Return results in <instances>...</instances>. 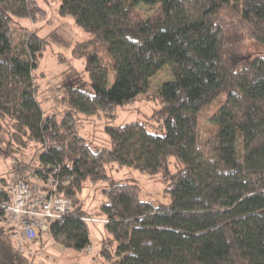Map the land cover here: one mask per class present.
Instances as JSON below:
<instances>
[{"label": "trees", "instance_id": "obj_1", "mask_svg": "<svg viewBox=\"0 0 264 264\" xmlns=\"http://www.w3.org/2000/svg\"><path fill=\"white\" fill-rule=\"evenodd\" d=\"M139 4L156 8L144 18ZM59 13L91 35L74 52L92 87L65 89L61 119L45 115L36 97L34 70L47 41L19 22L46 10L37 0H0V147L24 153L34 144L35 173L47 180L62 167L56 193L73 202L48 232L88 247L83 218L95 217L79 194L87 182H105L96 218L113 236L114 247L100 251L113 264H264V54L241 53L247 39L264 43V0H62ZM163 68L173 78L150 95ZM141 97L156 102L152 116L107 125L110 147H92L79 133L76 110L113 118L118 105ZM115 161L163 172L171 202L142 200L138 184L107 173ZM6 220L0 206V257L8 262L34 240L20 248Z\"/></svg>", "mask_w": 264, "mask_h": 264}, {"label": "rangeland", "instance_id": "obj_2", "mask_svg": "<svg viewBox=\"0 0 264 264\" xmlns=\"http://www.w3.org/2000/svg\"><path fill=\"white\" fill-rule=\"evenodd\" d=\"M37 1L46 10V15L34 21L31 18L19 19V22L22 25L33 27L47 41L39 67L34 70L35 81L38 85L36 97L45 115L55 114L61 119L68 108L61 102L65 89L69 86L92 88L85 60L74 52L76 43L90 38L91 35L81 28L72 16H63L59 13L62 0ZM138 7L144 18L151 16L156 8L155 5L146 4H139ZM241 53L245 55L264 54V43L247 39L242 44ZM172 78L173 74L170 69L163 68L153 81L150 95L158 91L165 80ZM156 105L153 99L141 97L133 103L118 105L113 118L102 110L94 114L76 110L79 133L92 147H110L112 142L106 131L107 125L122 126L132 121L145 120L152 116ZM210 111L208 108L207 113ZM208 120L206 115L200 118L202 125L208 126ZM32 150H35L34 144L24 153H18L15 150L7 151L0 147V184L1 182L9 184L17 175H26L35 185L40 184L37 174L33 171L36 165L29 161ZM25 153L28 154L25 155ZM178 164L180 165L174 156L170 158L171 170H175ZM106 170L116 180L138 184L141 187L140 198L142 200L155 205H167L171 202L170 195L165 191L163 172L148 174L132 166L121 165L117 161L107 164ZM4 179L7 183L3 181ZM105 186V182H87L79 194L83 208L95 218L96 216L103 217L97 212L104 200L102 190ZM3 224L9 229L7 220ZM87 224L92 247L90 251L88 247L78 249L67 246L59 238L46 231L42 233L41 238L35 239L29 246H26L25 253H19L14 248V253L8 262L0 257V264H113L100 254L104 245L109 248L115 245L113 236L107 231L105 223L88 220Z\"/></svg>", "mask_w": 264, "mask_h": 264}, {"label": "built area", "instance_id": "obj_3", "mask_svg": "<svg viewBox=\"0 0 264 264\" xmlns=\"http://www.w3.org/2000/svg\"><path fill=\"white\" fill-rule=\"evenodd\" d=\"M35 171V169L33 170ZM40 184L35 185L27 176L17 175L7 185L8 199L0 206L7 217L11 236L23 249L24 241L37 238L38 232H46L54 221H63L73 211V202L65 196H58L60 180H45L37 175ZM70 181H64L68 184ZM84 220L106 222L103 218H83ZM92 247L88 246V251Z\"/></svg>", "mask_w": 264, "mask_h": 264}, {"label": "bare ground", "instance_id": "obj_4", "mask_svg": "<svg viewBox=\"0 0 264 264\" xmlns=\"http://www.w3.org/2000/svg\"><path fill=\"white\" fill-rule=\"evenodd\" d=\"M61 170H62V167H58V168H54V172H53V175H50V177L48 178H53V179H57V180H60V174H61ZM55 175V176H54ZM69 178L68 179H71L72 177L70 175H68ZM47 178V179H48ZM66 179V180H68ZM65 180V179H64Z\"/></svg>", "mask_w": 264, "mask_h": 264}]
</instances>
